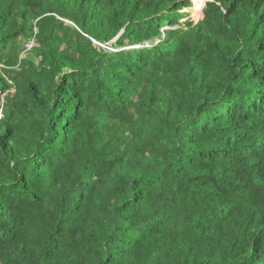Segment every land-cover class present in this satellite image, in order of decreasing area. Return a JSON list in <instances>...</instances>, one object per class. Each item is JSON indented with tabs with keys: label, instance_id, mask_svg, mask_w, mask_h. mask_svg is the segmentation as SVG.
Masks as SVG:
<instances>
[{
	"label": "trees",
	"instance_id": "obj_1",
	"mask_svg": "<svg viewBox=\"0 0 264 264\" xmlns=\"http://www.w3.org/2000/svg\"><path fill=\"white\" fill-rule=\"evenodd\" d=\"M0 112V264H264V0H0Z\"/></svg>",
	"mask_w": 264,
	"mask_h": 264
},
{
	"label": "rangeland",
	"instance_id": "obj_2",
	"mask_svg": "<svg viewBox=\"0 0 264 264\" xmlns=\"http://www.w3.org/2000/svg\"><path fill=\"white\" fill-rule=\"evenodd\" d=\"M198 15H199V9H196V10L193 12V14L191 15V17H198ZM199 19H200V18H199ZM187 21H188V17L185 18L181 23H182V24H185Z\"/></svg>",
	"mask_w": 264,
	"mask_h": 264
},
{
	"label": "bare ground",
	"instance_id": "obj_3",
	"mask_svg": "<svg viewBox=\"0 0 264 264\" xmlns=\"http://www.w3.org/2000/svg\"><path fill=\"white\" fill-rule=\"evenodd\" d=\"M199 13H200V9H199Z\"/></svg>",
	"mask_w": 264,
	"mask_h": 264
},
{
	"label": "water",
	"instance_id": "obj_4",
	"mask_svg": "<svg viewBox=\"0 0 264 264\" xmlns=\"http://www.w3.org/2000/svg\"><path fill=\"white\" fill-rule=\"evenodd\" d=\"M0 114H1V112H0Z\"/></svg>",
	"mask_w": 264,
	"mask_h": 264
}]
</instances>
